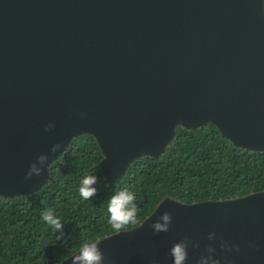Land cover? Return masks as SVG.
Instances as JSON below:
<instances>
[{
  "label": "water",
  "instance_id": "obj_1",
  "mask_svg": "<svg viewBox=\"0 0 264 264\" xmlns=\"http://www.w3.org/2000/svg\"><path fill=\"white\" fill-rule=\"evenodd\" d=\"M262 3L0 0V194L42 188L49 165L84 133L103 151L109 184L135 158L165 152L177 127L212 122L234 144L264 150ZM39 155L48 159L40 164ZM32 162L41 175L26 180ZM165 211L169 230L155 233ZM185 237V264L207 245L221 264H264V190L166 197L138 224L94 242L105 264H173L169 249ZM79 249L55 264H72Z\"/></svg>",
  "mask_w": 264,
  "mask_h": 264
},
{
  "label": "trees",
  "instance_id": "obj_2",
  "mask_svg": "<svg viewBox=\"0 0 264 264\" xmlns=\"http://www.w3.org/2000/svg\"><path fill=\"white\" fill-rule=\"evenodd\" d=\"M102 157L92 134L75 136L49 165L42 188L13 197L0 194V264H55L82 243L115 232L107 222L108 200L124 188L135 194L136 224L166 197L191 203L264 190V150L234 144L212 122L177 127L165 152L135 158L113 184L103 180ZM86 175L97 177L96 195L88 200L79 194ZM45 209L61 220L63 236L41 219Z\"/></svg>",
  "mask_w": 264,
  "mask_h": 264
},
{
  "label": "clouds",
  "instance_id": "obj_3",
  "mask_svg": "<svg viewBox=\"0 0 264 264\" xmlns=\"http://www.w3.org/2000/svg\"><path fill=\"white\" fill-rule=\"evenodd\" d=\"M260 11L264 14V3L261 4ZM53 125L51 123L45 125L44 131H50ZM61 147L60 143H56L51 147L50 152L54 153ZM43 164L48 156L39 155L35 158ZM42 168H38L35 162L30 163L28 171L25 174V179L29 180L35 176L41 175ZM97 184V177L94 175H86L80 182L79 194L84 200H88L96 195L97 189L94 185ZM136 197L134 192L128 188L118 190L108 200L107 212L109 214L108 224L116 231L120 232L126 226L137 223V212L138 207L135 202ZM41 219L48 225L52 226L54 230L60 232L61 236L63 233L61 229L63 227L62 222L56 217L53 210L45 209L41 213ZM161 222H154L151 228L155 233L167 232L169 225L172 221V216L169 212L165 211L160 215ZM214 233L208 234V239H212ZM192 243L190 238L185 237L178 242L173 243L169 249V254L173 259V264H185L188 259L187 249ZM254 246V245H250ZM196 247V245H193ZM235 247L239 251L238 246ZM232 247H229L224 241L220 242V248L225 251H231ZM215 249L211 245L205 246L204 252L199 256L196 264H221V261L214 255ZM72 264H105L104 254L95 242H84L81 244L78 254L72 256Z\"/></svg>",
  "mask_w": 264,
  "mask_h": 264
}]
</instances>
